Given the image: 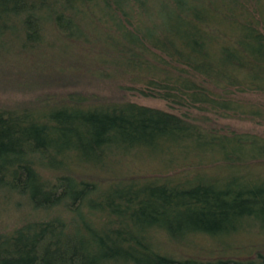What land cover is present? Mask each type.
Wrapping results in <instances>:
<instances>
[{"label":"trees","instance_id":"16d2710c","mask_svg":"<svg viewBox=\"0 0 264 264\" xmlns=\"http://www.w3.org/2000/svg\"><path fill=\"white\" fill-rule=\"evenodd\" d=\"M42 48L121 99L0 106V264H264V135L219 122L264 126V0H0V61Z\"/></svg>","mask_w":264,"mask_h":264},{"label":"rangeland","instance_id":"374dc122","mask_svg":"<svg viewBox=\"0 0 264 264\" xmlns=\"http://www.w3.org/2000/svg\"><path fill=\"white\" fill-rule=\"evenodd\" d=\"M79 54V53H78ZM73 56L71 54H60L57 51H47L42 48L37 52H34L33 56L25 59H20L18 61H12L9 57L0 61V106H10L18 107L24 100L25 92H17L18 87L21 85L32 84V87L36 88L37 91H42L41 93H46L52 91L51 93H56L54 97H60L61 92H69L76 89L77 91L84 92H97L96 98L101 100L107 96L109 98L121 99L119 93H113L112 91H117L112 84L101 85L97 82H90L89 77L84 75H79L77 71V64L75 63ZM14 62V63H13ZM96 68L91 69L90 71L94 72ZM16 70V71H14ZM12 72V73H11ZM21 84V85H20ZM10 86V87H9ZM5 88V89H4ZM9 90L11 94H6L3 91ZM50 93V92H49ZM21 94V95H20ZM101 94V95H100ZM120 97V98H118ZM125 96H122V98ZM128 98V97H127ZM139 103L158 106L164 108L165 104L157 99H148V98H139V97H130ZM220 123L228 124L229 126L239 130V131H255L257 133L264 135V126L255 125L249 121H241L235 119H224L219 120ZM144 166V165H143ZM146 166V164H145ZM144 166V167H145ZM85 173V174H83ZM89 172L82 171L80 177H86L90 174ZM97 183H102L104 180H111L109 177H104L101 175L93 176ZM11 200L20 199L23 202L24 198L11 197ZM0 221L5 222L6 224L11 223L14 225L17 221L15 218L16 213L11 207L12 205H5V203H0ZM22 210L23 214H27L30 210L27 209V205H23ZM30 213V212H29ZM21 214V213H20ZM15 215V216H14ZM11 220V222H10ZM14 220V221H13ZM13 221V222H12ZM158 238V237H157ZM160 240V239H159ZM244 241H250V244L258 243L257 240L251 237L250 240L238 239L235 240L236 244L239 246L244 243ZM252 241V242H251ZM210 242V241H209ZM207 242V243H209ZM204 245V242L200 241L198 246ZM199 249V247H196ZM185 252L188 250L185 248Z\"/></svg>","mask_w":264,"mask_h":264}]
</instances>
